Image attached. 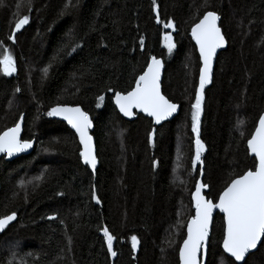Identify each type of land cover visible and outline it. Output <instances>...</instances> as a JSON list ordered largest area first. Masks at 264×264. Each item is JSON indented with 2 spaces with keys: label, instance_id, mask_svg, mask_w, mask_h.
Segmentation results:
<instances>
[{
  "label": "trees",
  "instance_id": "1",
  "mask_svg": "<svg viewBox=\"0 0 264 264\" xmlns=\"http://www.w3.org/2000/svg\"><path fill=\"white\" fill-rule=\"evenodd\" d=\"M209 11L220 18L227 48L204 93V148L194 167L191 105L200 64L190 30ZM25 15L29 22L13 33V22ZM168 20L172 31L163 26ZM0 24V57L8 49L16 71L0 70V133L23 115L22 140L34 141L30 155L0 158V218L16 214L0 235V264H178L196 181L201 177L207 199L216 202L232 179L254 170L246 142L264 113V0H155V10L153 0H0ZM153 56L164 66L162 94L180 106L159 127L140 115L123 120L112 102L116 92L134 87ZM58 105L80 106L90 116L94 175L80 162L74 134L47 114ZM179 133L186 144L184 188L171 179ZM223 231L216 214L206 264H232L221 250ZM17 242L14 257L9 244ZM243 264H264V242Z\"/></svg>",
  "mask_w": 264,
  "mask_h": 264
},
{
  "label": "snow or ice",
  "instance_id": "2",
  "mask_svg": "<svg viewBox=\"0 0 264 264\" xmlns=\"http://www.w3.org/2000/svg\"><path fill=\"white\" fill-rule=\"evenodd\" d=\"M153 8L155 10V0H153ZM218 19L219 17L215 12H206L203 18L191 29L192 38L196 42L202 61L199 87L196 90L195 102L191 105V128L192 132L196 134V155L192 161L194 167L200 160V154L204 148L199 139L203 89L210 82L212 62L216 50L225 45V38L217 25ZM156 20L157 23L161 22L159 16ZM28 22L29 17L27 15L18 19L15 22L13 33L20 30ZM163 26L165 29L174 28L172 20H168ZM9 39H14V35H10ZM163 40L168 51L171 52L175 47L171 34L166 32ZM143 43V38H141V46ZM161 68V60L155 56L151 57L146 70L136 78L135 86L126 93H115V104L124 116H132L133 109H138L151 117L156 124H159L177 111V105L170 102L161 93ZM0 70L5 75L15 71L14 60L8 49H4L3 56L0 57ZM98 100H103V97H98ZM97 106L99 107V104ZM47 114L49 116H62L75 129L82 145L79 155L85 165L95 169L97 159L94 155L92 137L88 133V129L92 125L87 113L78 106H57L53 107ZM20 131L21 124L18 122L14 127L0 133V153L11 156L32 146L31 141H22L19 138ZM148 142L149 144L153 142L152 133L148 135ZM247 148L249 153L254 155V170L249 169L232 179L219 193L216 202L201 195L202 189L208 188L207 184H202L199 181L196 183L195 192L192 193L195 215L187 222V237L179 249L180 264H201L200 255L209 237L214 209H218L223 214L222 248L224 253L229 254L230 258H234L232 264L245 261L246 254L255 249L258 242H264V115L260 116L255 132L248 139ZM92 199L97 204L100 203L95 192L92 194ZM14 219L15 213L0 218V229H3L8 222ZM102 231L109 254L116 256V252L113 251L114 237L107 228L102 229ZM131 241L132 250L135 251L137 238L132 236Z\"/></svg>",
  "mask_w": 264,
  "mask_h": 264
},
{
  "label": "water",
  "instance_id": "3",
  "mask_svg": "<svg viewBox=\"0 0 264 264\" xmlns=\"http://www.w3.org/2000/svg\"><path fill=\"white\" fill-rule=\"evenodd\" d=\"M211 12H213V11H211ZM204 14H205V13H204ZM204 14L201 16L200 19L203 18ZM216 14H217V13H216ZM217 16H218V14H217ZM218 17H219V16H218ZM200 19H199V20H200ZM199 20H198L196 23H198ZM196 23H195V24H196ZM195 24H194V25H195ZM194 25H193V26H194ZM217 25H218V27L220 28V18H219L218 21H217ZM193 26H192V27H193ZM191 29H192V28H191ZM220 29H221V28H220ZM0 31H1V24H0ZM221 33H222V30H221ZM222 35H223V33H222ZM190 36H191V41H192V43H193V45H194V47H195V49H196L197 56H198V58H199V64H200L199 72H198V87H199V75H200V68L202 67V61L200 60V57H199V50H198V47L196 46V42H195V40H193V38H192L191 30H190ZM226 48H227V42H226V40H225V45H224L223 47H221V48H218V49L216 50V54L214 55V57H213V62H212V71H211L210 82L207 83V84L205 85L204 89H203V93H202V96H203V97H204V93H205L206 89L211 85L212 77H213V71H214V65H215V61H216L217 55H218L220 52L224 51ZM157 59H159V58H157ZM159 60H161V59H159ZM149 62H150V61H149ZM149 62H148V63H149ZM161 63H162V68H161V75H160V87H161V83H162V79H163V72H164V66H163V62H162V60H161ZM147 65H148V64H147ZM146 68H147V66H146ZM146 68H145V70H146ZM15 74H16V71L12 72V73L9 74V75H13V76H15ZM142 74H143V73H142ZM142 74H141V75H142ZM134 86H135V85H134ZM161 93H162V88H161ZM162 95H163V94H162ZM202 101H203V99H202ZM112 102H113V105H114V107H115L117 113L119 114V116H120L123 120H125V121H127V122H132V121L136 120L137 116L140 115V116H142L143 118H146V119L150 120V121L152 122V124H153L155 127H159V126L162 125L163 123L168 122V121H171L173 118H175V117L178 115V113H179V111H180V106H179V104H176V105H177V111H176L175 113H173L172 116L168 117V118L165 119V120H162L159 124H156V123L153 121V119H152L151 117L147 116V115H146L145 113H143V112H140L138 109H133V115H132V116H124L123 113H121V112L119 111V109L117 108V106H116V104H115V94H114V96H113V98H112ZM59 106L77 107V106H74V105H59ZM78 107H80V106H78ZM80 108H81V107H80ZM81 110H82V109H81ZM82 111H83V110H82ZM201 115H202V102H201ZM201 115H200V120H201ZM261 115H264V113L261 114ZM261 115H260V116H261ZM88 117H89V120L91 121V125H92V126L88 129V133H89V135L92 137L94 155L96 156V145H95L94 138H93V136H92V134H91L92 131H93V128H94V124H93V122H92L90 116H88ZM259 118H260V117H259ZM56 119L59 120L60 122H62V123H63V124H64V125H65V126H66V127H67V128L73 133V134H74V136H75V138H76V141H77V143H78V145H79L80 151H81V150H82V145L80 144L79 136L77 135L75 129L72 128L71 125H69L68 122H67L66 120H64L62 116H56ZM18 122L21 124V131H20V137H19V138L21 139V137H22V133H23V127H24V126H23V125H24V122H23V115H21V116L19 117L17 123H18ZM258 122H259V119H258V121H257V123H256V126H255V128H254V130H253V133L255 132V129H256L257 125H258ZM14 126H15V125H14ZM14 126H12V127H14ZM12 127H9V128H12ZM9 128H7V129H9ZM7 129H5L4 131H6ZM4 131H2L1 133H3ZM253 133H252V134H253ZM252 134H251V136H252ZM251 136H250V138H251ZM250 138H249V139H250ZM195 140H196V134H195ZM28 141H31V145H32V146L29 147V148H27V149H25L24 151L19 152V153H14V154L11 155V156H8L6 153H0V157H6V159H7L8 161H12V160H15V159H18V158H21V157H25V156L30 155V154L32 153L33 149H34V141H32V140H28ZM247 141H248V140H247ZM246 147H247V142H246ZM247 150H248V148H247ZM79 153H80V152H79ZM248 155H249L250 158H254V155H253V154H250L249 151H248ZM79 157H80V155H79ZM96 159H97V157H96ZM80 162H81L82 166L87 167V168L89 169V171H90L93 175L95 174V170H96V168L98 167V161H97V164H96V168H95V169H92V168L88 167L87 165H85V164L83 163L81 157H80ZM198 181H199L200 183H202L201 177L196 181V183H197ZM202 184H203V183H202ZM195 186H196V184H195ZM207 191H208V188L202 189V191H201V195H203L206 199H207V197H206L205 194L207 193ZM194 192H195V187H194V190H193L192 193H194ZM217 200H218V198H217ZM217 200H216V201H217ZM191 204H192V210H193V215H192V216H194V215H195V209H194V202H193V200H192V194H191ZM216 214H218V215H220V216L223 217V214H222L218 209H214V210H213L212 219H211V222H210L209 237H210V234H211V229H212L213 219H214V217H215ZM2 218H3V217H2ZM190 219H191V217H190ZM190 219H189V220H190ZM189 220H188V221H189ZM15 221H16V214H15V219H14V220L8 222V223L4 226L3 229H0V235H1V234L7 229V227H9L10 225H12ZM188 221H187V222H188ZM186 237H187V224H186V228H185V237H184V239H185ZM209 237H208L207 241L205 242V248H204V250L202 251V253H201V255H200L201 264H206L207 252H208V242H209ZM183 241H184V240H183ZM183 241H182L180 247L182 246ZM222 241H223V240H222ZM260 244H261V242H258L257 247H256L255 249L250 250V251L246 254V258H247L250 254L256 252L257 249L259 248ZM180 247H179V249H180ZM131 249H132V241H131ZM179 249H178V254H177V255H178V264H180V259H179ZM138 250H139V245H138V241H137V247H136V250H135V251L132 250L133 254L136 255V254L138 253ZM221 250H222V252L224 253L223 248H222V242H221ZM224 254H225V256H227L228 258H230L229 254H227V253H224ZM246 258H245V260H246ZM230 259L233 261L234 258H230ZM243 262H244V261H242V262H237V264H243Z\"/></svg>",
  "mask_w": 264,
  "mask_h": 264
},
{
  "label": "rangeland",
  "instance_id": "4",
  "mask_svg": "<svg viewBox=\"0 0 264 264\" xmlns=\"http://www.w3.org/2000/svg\"><path fill=\"white\" fill-rule=\"evenodd\" d=\"M14 19H15V15H13V17L10 18L9 25H8L9 29H10V26L12 25V20H14ZM16 21L17 20H15L13 22V24H15ZM172 29H171V31H172ZM5 35L6 36L10 35L9 30L5 33ZM163 43L165 46L164 40H163ZM166 49H167V47H166ZM195 148H196V146H195ZM185 158H186V144L184 143L183 137L179 133L177 136V140H176L175 158H174V163H173V168H172L171 179L175 185L182 186V188H184L186 186V180L183 178V173H184V169H185L183 162H184ZM184 211H185V208H184V206H182V208L179 212V215H182V212H184ZM7 247L8 246H4V249L6 250ZM13 247H15V249L17 247H19L18 242L14 243L13 245L9 244V248H10L9 250L11 252L10 255L15 257V255H17V252L15 251V249H13ZM8 261L10 262V259ZM221 264H225V263L222 262Z\"/></svg>",
  "mask_w": 264,
  "mask_h": 264
},
{
  "label": "bare ground",
  "instance_id": "5",
  "mask_svg": "<svg viewBox=\"0 0 264 264\" xmlns=\"http://www.w3.org/2000/svg\"><path fill=\"white\" fill-rule=\"evenodd\" d=\"M58 106H59V105H58ZM56 107H57V106H56ZM17 121H18V120H17ZM16 123H17V122H16ZM16 123H15V124H16ZM15 124H14V125H15ZM14 125H13V126H14ZM11 127H12V126H11ZM22 134H23V133H22ZM21 140H22V137H21ZM22 141H23V140H22ZM0 158H2V157H0ZM4 158L6 159V157H4ZM6 160H7V159H6ZM7 161H8V160H7ZM226 257H227V256H226Z\"/></svg>",
  "mask_w": 264,
  "mask_h": 264
},
{
  "label": "flooded vegetation",
  "instance_id": "6",
  "mask_svg": "<svg viewBox=\"0 0 264 264\" xmlns=\"http://www.w3.org/2000/svg\"><path fill=\"white\" fill-rule=\"evenodd\" d=\"M2 71V70H1Z\"/></svg>",
  "mask_w": 264,
  "mask_h": 264
}]
</instances>
